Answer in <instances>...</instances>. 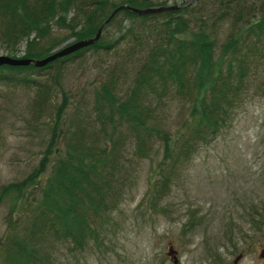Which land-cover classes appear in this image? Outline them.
Listing matches in <instances>:
<instances>
[{
    "label": "rangeland",
    "instance_id": "374dc122",
    "mask_svg": "<svg viewBox=\"0 0 264 264\" xmlns=\"http://www.w3.org/2000/svg\"><path fill=\"white\" fill-rule=\"evenodd\" d=\"M85 1L72 0L79 4ZM148 1L155 5H181L191 0ZM191 3L194 5L195 0ZM204 9V13L209 12L211 5L208 3L201 12ZM81 10L77 11L73 4L65 16L76 11L79 15ZM154 14L136 17L120 12L102 34L105 42L119 37L114 46L90 47L45 69H27L21 73L34 77V81L21 76L0 78V193L3 186L19 181L38 162L55 124L59 127L55 151L50 154L38 182L27 189V198L32 196V191L39 190L57 156L64 154L69 136L67 132L65 137V129H81V138L97 146L111 142L104 140L102 129H107L112 133L120 166L130 172L121 186L123 194L113 210L114 217L102 230L107 246L99 252L92 250L91 242L76 255L68 250L64 254V247L58 249L63 264H264L263 49L249 55L245 91L233 98L234 105L217 135L208 142L191 145L189 155L175 162L171 172L164 169L169 162L164 158L163 142L157 131H167L176 153L178 132L183 130L189 111V93H180L172 86L161 93L142 84L136 98L145 106L142 116L145 125L155 128L148 132L136 131L132 122L116 110L107 117L108 108L96 105L95 92L100 87H109L117 101H125L137 83L138 71L144 61L151 59L149 49L159 36V12ZM183 16L189 18L188 13ZM1 22L0 54L22 56L26 38L15 45V50L7 41L5 23ZM78 22L83 23L80 19ZM248 23L249 20L241 21L243 27ZM46 26L43 22L37 28L41 33L36 37L35 48L48 50L39 57L75 38L63 21H52L49 28ZM229 29L230 25L221 27L220 41L226 38ZM35 35L36 31L31 30L28 38ZM52 43L57 44L53 47ZM155 87L159 91V85ZM63 97L67 98V106L57 119ZM140 136L145 137L148 152L145 158L135 154ZM160 167L168 179L154 188L159 191V199L153 201L148 189L159 175ZM13 195L11 192L0 198V245L6 235L7 218L15 219L22 212L18 206L21 198L15 202ZM169 244L176 249V263L168 253Z\"/></svg>",
    "mask_w": 264,
    "mask_h": 264
},
{
    "label": "trees",
    "instance_id": "16d2710c",
    "mask_svg": "<svg viewBox=\"0 0 264 264\" xmlns=\"http://www.w3.org/2000/svg\"><path fill=\"white\" fill-rule=\"evenodd\" d=\"M143 1L86 0L79 4L72 0H0V21L5 23L4 34L15 50V45L26 38L27 46L22 56L39 57L47 50H38L34 44L41 33L37 30L41 23L45 22L49 28L52 21H63L75 35L74 39L89 37L95 34L115 6L120 3L153 5L151 1ZM208 3L211 10L201 12ZM73 4L77 6V11L82 9L81 13L77 15L76 11L66 17L67 10ZM120 12L136 17L154 14H137L125 8ZM184 13H188V19L183 16ZM79 19L83 23L80 24ZM242 20H249V23L243 27ZM77 25L81 26L75 30ZM227 25H230V29L226 38L220 41L221 27ZM31 30H35L36 35L30 39ZM118 39L105 42L101 35L94 43L42 66L33 63L1 64L0 69L5 68L6 71L0 70V78L21 76L34 81V77L22 76L21 73L27 69H45L90 47L111 48ZM56 44L52 43L51 46ZM261 49L264 50V0H195L194 5L191 3L176 10L159 11V36L149 49L151 59L144 61L135 79L137 83L125 101H117L109 87L103 86L95 92L96 105L108 108L107 117H111L112 111L116 110L121 117L132 122L136 131L142 129L148 132L155 128L145 125L142 119L145 106L136 98L142 84L161 93H166L172 87L180 93H189L188 115L176 139H179V150L174 153V144L166 130L157 131L163 142L164 158L169 162L164 169L171 172L175 162L189 155L191 145L195 147L199 142H208L217 135L229 115V108L234 105L233 98L245 91L249 55ZM155 85H159V91ZM66 106L67 98L63 97L56 112L57 119ZM58 128L56 124L52 127L44 153L33 168L19 181L7 183L2 188L0 198L11 195V192L15 202L21 198L18 206L22 207V212L15 219L13 216L7 218L6 235L0 245V264H57L58 261L63 264L58 249L64 247V254L68 250L76 255L91 242L92 250L102 252L106 249V235L102 234V230L104 232L106 224L113 219V210L123 194L121 186L130 175L128 170L123 171V165L120 166L112 133L107 129H102L104 140L111 142L102 146L87 144L81 138V129H65V137L67 132L69 136L64 154L57 156L44 183L27 198V189L38 182L50 154L55 151ZM144 139L143 136L138 137L139 143L135 148L139 158L148 156ZM164 169L158 170L159 175L162 170L164 172L161 178L158 175L149 185L148 192H151L153 201L159 196V191L154 188L159 187L161 182L165 184L168 179ZM22 221L25 223L18 225Z\"/></svg>",
    "mask_w": 264,
    "mask_h": 264
},
{
    "label": "water",
    "instance_id": "95a60500",
    "mask_svg": "<svg viewBox=\"0 0 264 264\" xmlns=\"http://www.w3.org/2000/svg\"><path fill=\"white\" fill-rule=\"evenodd\" d=\"M122 8H127L136 13L144 14V13L159 12V11L168 10V9L175 10L179 8V5L178 4H161L158 6L134 7V6H130L129 4L121 3L117 5L111 11V13L101 22V24L99 25V27L97 28L93 36L84 37V38L76 39L70 42H66L62 44L61 46L53 49L49 54L43 57H22V56L13 57L8 54H0V65L1 64L27 65L29 63H33L36 66H42L58 57L64 56L84 46L90 45L94 43L100 37L104 25L115 15V13L118 10ZM168 248H169L168 253L172 255L173 261L176 262L177 261L176 249H174L171 244L169 245ZM238 257H236L234 261H236Z\"/></svg>",
    "mask_w": 264,
    "mask_h": 264
},
{
    "label": "bare ground",
    "instance_id": "6f19581e",
    "mask_svg": "<svg viewBox=\"0 0 264 264\" xmlns=\"http://www.w3.org/2000/svg\"><path fill=\"white\" fill-rule=\"evenodd\" d=\"M157 15H158V13H157ZM147 16V15H146ZM151 16H152V14H151ZM153 16H154V14H153ZM99 41V40H98Z\"/></svg>",
    "mask_w": 264,
    "mask_h": 264
}]
</instances>
